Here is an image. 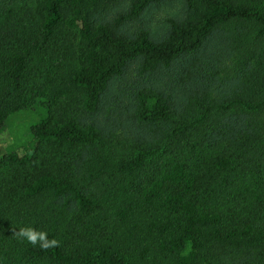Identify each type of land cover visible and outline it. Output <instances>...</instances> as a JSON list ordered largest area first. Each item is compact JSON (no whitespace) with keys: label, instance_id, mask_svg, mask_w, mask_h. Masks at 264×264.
Here are the masks:
<instances>
[{"label":"trees","instance_id":"trees-1","mask_svg":"<svg viewBox=\"0 0 264 264\" xmlns=\"http://www.w3.org/2000/svg\"><path fill=\"white\" fill-rule=\"evenodd\" d=\"M110 1L0 0V264H264V0Z\"/></svg>","mask_w":264,"mask_h":264},{"label":"rangeland","instance_id":"rangeland-1","mask_svg":"<svg viewBox=\"0 0 264 264\" xmlns=\"http://www.w3.org/2000/svg\"><path fill=\"white\" fill-rule=\"evenodd\" d=\"M117 1L121 0L110 1L108 3V8L103 10L105 19H113V12L116 10L118 11L119 7L123 4L117 3ZM181 9L182 0H166L163 3L153 5L146 9L138 18H123L120 24L123 23L128 29L136 30L139 27L145 26L149 27L151 31L159 32L162 26L167 23V20ZM135 80V78H128V87L136 86V83L133 82ZM30 115L31 116L24 115L6 124L0 133V157L7 152L19 150L20 147L27 143L29 139V127L32 123L39 120L38 113H31Z\"/></svg>","mask_w":264,"mask_h":264},{"label":"clouds","instance_id":"clouds-1","mask_svg":"<svg viewBox=\"0 0 264 264\" xmlns=\"http://www.w3.org/2000/svg\"><path fill=\"white\" fill-rule=\"evenodd\" d=\"M19 237L26 238L29 243L33 244L34 246L39 243L42 249H47L48 247L59 246V242L55 239L49 241L47 233L45 232H38L37 230L26 227L21 228L18 233H16Z\"/></svg>","mask_w":264,"mask_h":264}]
</instances>
